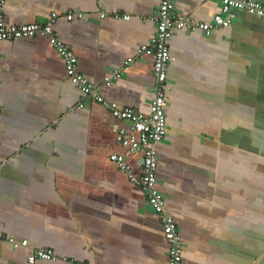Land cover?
Instances as JSON below:
<instances>
[{
    "label": "crops",
    "instance_id": "obj_1",
    "mask_svg": "<svg viewBox=\"0 0 264 264\" xmlns=\"http://www.w3.org/2000/svg\"><path fill=\"white\" fill-rule=\"evenodd\" d=\"M159 1L4 0L3 17L44 24L55 13L54 32L87 80L107 101L148 115L152 58L135 53L155 32ZM67 11L89 16L67 21ZM175 11L210 22L220 9L175 0ZM169 52L156 178L184 264H264V125L252 119L264 115V19L235 11L209 36L176 32ZM0 101V264H25L38 249L78 263L166 264L159 215L109 160L121 154L139 174L140 154L117 142L128 124L71 83L46 37L0 42Z\"/></svg>",
    "mask_w": 264,
    "mask_h": 264
},
{
    "label": "built area",
    "instance_id": "obj_2",
    "mask_svg": "<svg viewBox=\"0 0 264 264\" xmlns=\"http://www.w3.org/2000/svg\"><path fill=\"white\" fill-rule=\"evenodd\" d=\"M219 5V13L214 15L210 22H199L189 16L177 14L175 11V0H160L157 12L152 21L155 32L152 37L136 49L137 56L152 58L151 73L154 80L153 97L149 105L148 115H143L130 108L120 107L115 102L107 101L79 71L77 57L66 44L54 32V24L57 19L55 13L50 15L44 24L30 23L19 25H8L3 17L4 0H0V42L16 39H31L34 37H46L52 49L60 56L64 63L65 74L68 79L76 85L81 93L94 104L105 107L111 116L128 124V131L117 130V142L128 151V154H140L139 174L135 173L133 167L121 154H110L109 160L123 172L129 182L141 189L148 206L154 213L159 215L162 233L167 243L166 264H184L183 246L177 234V224L173 217L164 211L165 201L157 185V153L154 146L159 144L166 134V119L164 112L165 87L167 69L171 59L169 42L178 31H201L209 36L214 29L227 28L234 18L235 11H243L257 18L264 19V4L253 0H213ZM67 21L81 20L89 16L82 11H70L63 13ZM105 15L101 13L100 18ZM119 18L118 15L114 16ZM129 17L124 16L127 20ZM132 58H127L119 71H113L103 77V88L109 87L111 83L123 76L129 69ZM1 102V101H0ZM79 108L83 104L78 105ZM1 114V103H0ZM13 248L27 247V241L17 243L8 239ZM60 260L65 264H87L78 263L73 259L62 257L58 259L51 249H38L31 251L26 258L25 264H37L39 261Z\"/></svg>",
    "mask_w": 264,
    "mask_h": 264
},
{
    "label": "rangeland",
    "instance_id": "obj_3",
    "mask_svg": "<svg viewBox=\"0 0 264 264\" xmlns=\"http://www.w3.org/2000/svg\"><path fill=\"white\" fill-rule=\"evenodd\" d=\"M258 117H260V122L262 123V125H264V115H252L253 125L257 123ZM263 131H260V132H263ZM260 132H258V133H260Z\"/></svg>",
    "mask_w": 264,
    "mask_h": 264
}]
</instances>
